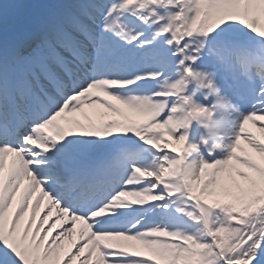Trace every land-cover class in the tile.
<instances>
[{"label":"snow or ice","instance_id":"snow-or-ice-1","mask_svg":"<svg viewBox=\"0 0 264 264\" xmlns=\"http://www.w3.org/2000/svg\"><path fill=\"white\" fill-rule=\"evenodd\" d=\"M0 264H264V0H0Z\"/></svg>","mask_w":264,"mask_h":264},{"label":"bare ground","instance_id":"bare-ground-1","mask_svg":"<svg viewBox=\"0 0 264 264\" xmlns=\"http://www.w3.org/2000/svg\"><path fill=\"white\" fill-rule=\"evenodd\" d=\"M249 127H251V126H249ZM252 131L255 132L256 130L253 128ZM256 134H257V135H260V133H258V132H257ZM42 214H43V213H41V215H42ZM54 218H55V217H53V220H54ZM53 220H50L49 223L53 222ZM45 227H47V224L45 225ZM53 234H55V231L53 232ZM68 243H69V241L66 240V241H65V245H67Z\"/></svg>","mask_w":264,"mask_h":264}]
</instances>
